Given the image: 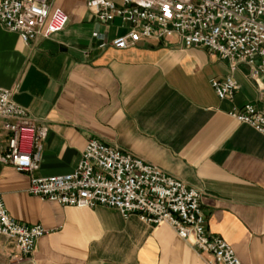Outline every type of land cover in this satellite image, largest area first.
<instances>
[{"label":"crops","instance_id":"0c3cea01","mask_svg":"<svg viewBox=\"0 0 264 264\" xmlns=\"http://www.w3.org/2000/svg\"><path fill=\"white\" fill-rule=\"evenodd\" d=\"M51 3L69 21L50 38L26 45L0 25V86L13 89L14 100L49 128L35 174L72 172L91 138L117 146L201 190L210 232L243 263L264 264V134L230 115L258 101L248 66L232 69L176 37L116 49L111 41L128 29L121 18L102 23L86 0ZM228 74L240 88L233 99H220L211 79ZM6 147L2 132L0 151ZM29 186V173L0 163L9 214L48 230L20 262L16 246L2 240L0 264H210L211 256L167 224L126 218L107 206H63L33 196Z\"/></svg>","mask_w":264,"mask_h":264},{"label":"built area","instance_id":"2783aa9c","mask_svg":"<svg viewBox=\"0 0 264 264\" xmlns=\"http://www.w3.org/2000/svg\"><path fill=\"white\" fill-rule=\"evenodd\" d=\"M99 21L122 19L127 32L110 43L127 49L143 40L176 37L186 48L202 47L227 60L232 69L248 66L258 90L257 103H247L230 115L264 134V0H86ZM68 15L51 0H0V25L19 35L24 44L62 32ZM93 37H100L94 32ZM107 45L103 40L101 47ZM220 99H233L240 88L233 74L211 79ZM14 90L0 86V133L7 147L0 163L30 174L29 193L63 206H107L124 217L138 215L149 224H167L196 250L211 256L210 264H245L232 245L208 228L202 191L146 162L138 155L91 138L77 167L70 173L37 176L39 152L48 126L38 125L14 100ZM48 230L13 218L0 194V242L19 251L18 262L31 256Z\"/></svg>","mask_w":264,"mask_h":264}]
</instances>
